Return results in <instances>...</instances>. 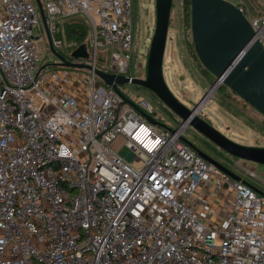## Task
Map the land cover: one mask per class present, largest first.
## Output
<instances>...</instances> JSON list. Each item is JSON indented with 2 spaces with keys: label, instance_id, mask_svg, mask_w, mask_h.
I'll use <instances>...</instances> for the list:
<instances>
[{
  "label": "built area",
  "instance_id": "1",
  "mask_svg": "<svg viewBox=\"0 0 264 264\" xmlns=\"http://www.w3.org/2000/svg\"><path fill=\"white\" fill-rule=\"evenodd\" d=\"M227 1L264 49V8L251 16ZM40 2L55 48L56 22L84 17L89 64L109 47L105 72L132 77L131 0ZM39 30L34 0H0V264H264V195L185 143L188 121L148 122L93 70L45 72ZM119 89L152 117L145 97ZM118 137L125 157L111 148Z\"/></svg>",
  "mask_w": 264,
  "mask_h": 264
},
{
  "label": "rangeland",
  "instance_id": "2",
  "mask_svg": "<svg viewBox=\"0 0 264 264\" xmlns=\"http://www.w3.org/2000/svg\"><path fill=\"white\" fill-rule=\"evenodd\" d=\"M243 2L251 16L257 15L264 8V0H243ZM131 4L134 45L130 73L133 77L144 78L146 56L155 23L154 0H131ZM66 22L84 25L87 51L91 52L92 26L84 17H76L70 21L59 19L56 22L58 29L61 30L57 35L62 41V46L55 48V50L64 58L69 59L71 48L76 44L72 40H65L63 34ZM35 34L39 35L34 40V44L38 54L46 64L45 72L66 71L68 73L77 72L82 78L89 76L87 69L53 66L52 64H56L58 60L48 48L44 29L39 30L38 33L35 31ZM86 41L84 40L85 43ZM112 52L113 49L109 47L97 50V69L108 70ZM91 60L92 57L89 56L84 62L89 64L92 62ZM202 68L194 48L191 15L188 16L187 12L184 13L182 0H172L163 70L168 87L187 108H192L199 103L215 82L214 76H207L203 73ZM96 80L101 86L107 87L98 77ZM86 88L85 83L84 90ZM123 89L128 90L132 95L144 96L154 109L152 117L163 125V128L172 129L178 125V118L151 92L131 84L123 86ZM205 103L202 108L203 118L227 138L242 145L264 147V116L226 85L219 84ZM182 137L193 147L206 150L212 159L264 195V165L230 156L190 127L183 132ZM111 148L122 157H125L128 152L123 146L121 137L112 142ZM234 162L239 165L234 164ZM242 164H244V169L237 167ZM133 167L139 169L141 162L134 161Z\"/></svg>",
  "mask_w": 264,
  "mask_h": 264
},
{
  "label": "water",
  "instance_id": "3",
  "mask_svg": "<svg viewBox=\"0 0 264 264\" xmlns=\"http://www.w3.org/2000/svg\"><path fill=\"white\" fill-rule=\"evenodd\" d=\"M34 1L39 11L48 48L58 60L56 64H52L53 66L93 70L99 80L111 87L123 102L148 122L164 127L122 94L119 86L131 84L146 89L179 119V123L188 121L190 128L220 150L235 158L264 165V147L242 145L227 138L204 118L196 115L198 103L192 108H187L168 87L164 77L163 62L172 0H154L155 23L146 56L144 78L109 73L86 64L84 61L89 58V53L85 43L71 50L69 59L64 58L53 46L40 0ZM190 2L195 52L201 64L215 78L210 88L216 90L217 86L223 83L264 116V49L254 38L255 33L248 20L227 0H190ZM37 38L36 36L35 39ZM169 131L173 130L169 129ZM182 140L208 164L220 169L233 180L245 183L184 138ZM248 186L255 193L263 195Z\"/></svg>",
  "mask_w": 264,
  "mask_h": 264
},
{
  "label": "trees",
  "instance_id": "4",
  "mask_svg": "<svg viewBox=\"0 0 264 264\" xmlns=\"http://www.w3.org/2000/svg\"><path fill=\"white\" fill-rule=\"evenodd\" d=\"M182 7H183L184 13L187 12L188 16H190L191 15V10H190L191 2H190V0H182ZM73 19L74 18H71L68 20L70 21ZM66 23H67L66 25L64 24L65 27H64V34L63 35L65 37V40H72L74 43H76L71 48V50H73L74 48H76L81 43H85L84 42V40L86 41V39H85V28H84V25L81 23H70V22H66ZM57 38L60 39L59 36H57ZM85 45H87V41H86ZM197 58H198V56H197ZM202 67H203L202 69L204 71L203 72L204 74H206L207 76L208 75L213 76L203 65H202Z\"/></svg>",
  "mask_w": 264,
  "mask_h": 264
},
{
  "label": "bare ground",
  "instance_id": "5",
  "mask_svg": "<svg viewBox=\"0 0 264 264\" xmlns=\"http://www.w3.org/2000/svg\"><path fill=\"white\" fill-rule=\"evenodd\" d=\"M219 86V85H218ZM217 86V87H218ZM215 91V89H211V91L203 98L201 104L203 105L206 101H208V98L211 97L212 93ZM206 104V103H205Z\"/></svg>",
  "mask_w": 264,
  "mask_h": 264
},
{
  "label": "flooded vegetation",
  "instance_id": "6",
  "mask_svg": "<svg viewBox=\"0 0 264 264\" xmlns=\"http://www.w3.org/2000/svg\"><path fill=\"white\" fill-rule=\"evenodd\" d=\"M144 90H146V89H144ZM201 151L204 152L206 155L210 156L206 150H201Z\"/></svg>",
  "mask_w": 264,
  "mask_h": 264
},
{
  "label": "crops",
  "instance_id": "7",
  "mask_svg": "<svg viewBox=\"0 0 264 264\" xmlns=\"http://www.w3.org/2000/svg\"><path fill=\"white\" fill-rule=\"evenodd\" d=\"M144 97V96H143Z\"/></svg>",
  "mask_w": 264,
  "mask_h": 264
}]
</instances>
